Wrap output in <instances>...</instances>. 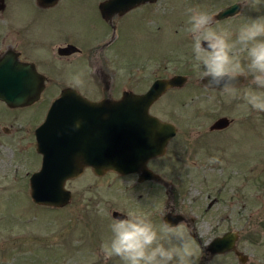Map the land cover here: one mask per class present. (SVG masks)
<instances>
[{
  "label": "rangeland",
  "instance_id": "rangeland-1",
  "mask_svg": "<svg viewBox=\"0 0 264 264\" xmlns=\"http://www.w3.org/2000/svg\"><path fill=\"white\" fill-rule=\"evenodd\" d=\"M98 1L59 0L42 11L35 0H4L9 9L0 11V50L6 45L20 49L21 57L36 60L40 70L42 65H56L51 45L57 39L68 37L92 47L101 33L111 37L110 27L97 13ZM232 2L240 4L238 11L214 20L212 26L229 28L234 38L250 18L264 16L256 12L254 1L197 0V5L214 17ZM190 5L189 0H158L155 9L146 5L151 9L148 15L141 16L139 8L122 16L116 25L115 47L106 51L118 52L117 64L97 65L107 75L108 88L102 90L100 82L92 89L91 65L76 60V55L66 72L54 68L71 81L84 72L85 85L77 89L97 96L114 93L115 84L118 93H142L154 78L185 77L180 86L167 88L150 107V112L176 128L164 154L149 163V168L167 181L166 193L153 185L130 189L129 176L116 177L110 171L97 176L86 170L64 183L71 193L64 206L37 205L29 197L24 174L36 168L25 155L32 137L23 134L17 145L8 136L0 146V264H123L118 257L105 262L99 251L111 236L113 210L125 215L129 211L145 213L158 232L162 224L156 220L157 214L180 213L196 235L193 264H264V112L251 110L242 99L249 87L255 88L250 74L240 83L236 99L202 85L186 31ZM95 47L90 50L91 60L103 64L101 51ZM54 88L51 85L46 95ZM46 107L43 103L23 108L18 113L19 125L32 129L42 121ZM219 116L232 121L221 131H209ZM212 157L218 162L209 164ZM139 193L144 194L139 198ZM206 205L211 207L205 211ZM228 229L238 232L234 249L246 255L244 262L232 253L210 258L199 246L205 247L213 234Z\"/></svg>",
  "mask_w": 264,
  "mask_h": 264
},
{
  "label": "water",
  "instance_id": "water-1",
  "mask_svg": "<svg viewBox=\"0 0 264 264\" xmlns=\"http://www.w3.org/2000/svg\"><path fill=\"white\" fill-rule=\"evenodd\" d=\"M52 1L37 0L41 5ZM154 1L103 0L98 4V10L108 20L113 14L120 15L139 4ZM238 8L237 3L228 5L216 13V19L232 16ZM69 47L71 49L60 51L75 50L73 46ZM184 80L182 75L155 79L142 93L123 91L118 100L99 102L88 101L72 88L63 89L34 129L35 149L41 160L39 168L28 177L31 201L50 208L64 206L70 199L64 182L77 177L84 167H89L97 176L105 171L122 175L140 172V179L158 181L159 177L145 167V162L164 153L167 141L175 134V127L150 115L148 108L167 88L178 87ZM242 80L240 77L239 84ZM206 82L207 78L201 81L202 85ZM42 88L43 76L33 64L19 61L9 50L1 54V101L10 107L28 105L38 99ZM77 120L83 123L78 130H73ZM229 123L227 117L221 116L208 129H223ZM111 216L124 218L125 214L112 211ZM164 220L174 225L182 220V216L168 213ZM235 240L234 231L226 232L212 239L205 251L212 255L234 250ZM237 258L243 261L238 253Z\"/></svg>",
  "mask_w": 264,
  "mask_h": 264
},
{
  "label": "clouds",
  "instance_id": "clouds-1",
  "mask_svg": "<svg viewBox=\"0 0 264 264\" xmlns=\"http://www.w3.org/2000/svg\"><path fill=\"white\" fill-rule=\"evenodd\" d=\"M186 15L195 67L200 70L201 81L207 78L205 89L236 99L239 78L250 74L255 88L249 87L242 99L251 110L264 112V16L250 18L233 38L229 28L215 29L214 17L206 11L189 7ZM120 71L123 75L124 69ZM84 76V72L74 75L72 87H83ZM82 123L75 121L73 130H78ZM208 162L217 163L218 158L212 157ZM110 231L111 236L99 249L105 262L118 257L123 264H193L196 248L191 229L184 222L173 225L163 220L158 232L149 215L129 211L124 218L112 219Z\"/></svg>",
  "mask_w": 264,
  "mask_h": 264
},
{
  "label": "flooded vegetation",
  "instance_id": "flooded-vegetation-1",
  "mask_svg": "<svg viewBox=\"0 0 264 264\" xmlns=\"http://www.w3.org/2000/svg\"><path fill=\"white\" fill-rule=\"evenodd\" d=\"M103 1V0H99L98 3H97V13L100 17V19L102 21H105L108 25V27H110V31H111V37H106V34L102 36V33L99 35V37L95 40L97 41L96 43H94V45L91 47V46H82L80 43H82L81 41H75L71 38H60V39H57L52 45H51V52H52V58L54 60V62L56 63V65H42L44 63L41 62V65L43 67V70H40L39 69V66L40 65H36L37 62L36 60L34 59H23L21 57V50L20 49H16L12 46H9V45H6L4 47L3 50H0V56L2 53H4L5 51H10L11 53L15 54L17 59L21 62H28V63H31L34 65L36 71L41 74L43 76V88L41 90V92L39 93V97L36 101L32 102L31 104H28V105H24V106H16V107H10L8 105H6L3 101L0 100V107H4L3 109L1 108L0 110V146L2 145H5L7 142V137H13V139H15L16 141V144L19 145L18 142L22 141L23 140V134H26L27 136H31L32 137V146L29 147V150L26 151V156L27 158L30 157V159L34 162L36 168L31 170L30 172L28 173H24L25 175H27V182H28V177L29 175L34 172L35 170H37L40 166V160H41V155L36 151L35 149V137H34V129L42 122H40L39 124H37L36 126H32V129H28L27 126L24 127L22 125H19V123H21V118L19 117L18 113L19 111H21L23 108L25 107H30V106H33L35 104H43V103H46L47 104V107H46V110H45V113H44V116L46 114V111L50 105V103L60 94V92L65 89V88H72L74 89L75 91H77L82 97L86 98L88 101H91V102H99L101 100H104V99H110V100H118L120 97H121V94L123 91H130V90H120V92L118 93V87L117 85L115 84L114 85V93L112 94H108L106 96H97V95H94V94H84V93H80L79 90L77 88H73L72 87V81L71 80H68L67 77H65V75H58V74H61L62 72L61 71H56L54 68H61L64 72H66V68H68L69 65H71V63H73L74 61L76 60H81V61H84V65H91V69H90V72H91V78L94 82V84L92 85V89H93V86H95L96 88H98L99 86V83L101 82V89L103 90L104 88H108V84L106 83V79H107V75H105V73L102 71L103 69H101L99 66L97 65H113L115 64L116 62H118V52L117 51H114L115 54H110V53H106V51L108 49H111L113 50V46H114V39L117 37V36H114L115 33H118L116 31V25H117V22L119 23L122 16L126 15L127 13H130L134 10H137V9H141V13H139L141 16H145V15H148L149 12L148 10H151L149 8H146V5H153V9H155V3L156 1L154 2H151V3H142V4H139L131 9H129L128 11L124 12L123 14H113L108 20L107 19H104L101 14L99 13V10H98V4ZM190 1V6L189 7H195V8H198V5H197V0H189ZM253 1L255 2V5H256V12H261L263 13L264 15V0H260L259 4L257 3V0H252V3ZM59 2V0H53L51 4H48V5H41L37 2V0H35V4H36V7L39 8L40 10L44 11V10H48L50 9L51 7L55 6L57 3ZM233 3H237V2H232V3H229L228 5H231ZM240 7V4L237 3ZM227 5V6H228ZM226 6V7H227ZM8 6L7 4H5L4 0H0V11H8ZM152 9V10H153ZM222 9V8H221ZM239 9V8H238ZM220 10V9H219ZM217 10L215 13H214V20H223V19H216V13L219 11ZM238 11V10H237ZM5 16V15H4ZM11 25V24H9ZM119 30H120V27H119ZM22 42V41H21ZM23 44V43H22ZM24 46V45H23ZM69 46H73L75 48L74 51L72 52H69V53H66L65 50L64 51H60L62 49H67L69 50L68 48L71 49V47ZM94 46H96V50H98L99 52L101 51V57L100 59H102L101 62H103V64H101L99 61L97 60H91V54L92 52H90V50H93L91 48H93ZM91 47V48H90ZM115 47V46H114ZM117 49V48H116ZM66 50V51H67ZM87 51H89V55L87 54ZM73 55H76L78 58H76V60L72 61V57ZM106 62V63H104ZM117 64V63H116ZM92 65H96V66H92ZM114 69V68H113ZM46 73V74H45ZM64 74V73H63ZM114 74H112L113 76ZM98 76V78L95 79V77ZM155 79H159V78H154L152 81H154ZM152 83V82H151ZM150 83V84H151ZM149 84V85H150ZM53 85L55 88V90H53L52 92H48V94L46 95V91L47 89ZM148 88V87H147ZM146 88V89H147ZM145 89V90H146ZM144 90V91H145ZM142 91V92H144ZM157 101V99L155 101H153L149 108H148V113L154 117H156L157 119H159L160 121H163V122H168L166 120H163L161 119L160 117H158L157 115L153 114L152 112H150V107H152V105ZM221 117V116H219ZM44 118V117H43ZM218 118V117H217ZM229 119V118H228ZM43 120V119H42ZM230 120V123L232 121V119H229ZM97 123L98 121H96V126H97ZM170 123V122H168ZM172 124V123H171ZM173 125V124H172ZM91 126V125H90ZM94 126V125H93ZM174 126V125H173ZM92 127V126H91ZM175 127V126H174ZM93 128V127H92ZM222 129H219V130H209L211 132H218V131H221ZM175 134H176V128H175ZM174 134V135H175ZM174 135L172 137H174ZM171 137V138H172ZM170 138V139H171ZM19 139V140H18ZM169 139V140H170ZM10 140V139H9ZM169 140L167 141L166 145L169 143ZM11 141V140H10ZM31 142V141H29ZM28 142V143H29ZM166 145H165V149H166ZM20 150V153H22L23 149L22 147L19 148ZM165 152V150H164ZM69 153L71 154L72 152L69 151ZM164 154V153H163ZM162 154V155H163ZM161 155L159 156H154L152 158H149L146 160L145 162V167L148 168L150 171H152L153 173H155L153 170H151L149 168V163L150 161H152L153 159L157 158V157H160ZM86 170L88 171H91L92 170L89 168V167H84L82 169V172L78 175V176H81L82 174H84L86 172ZM110 172H113V171H110ZM93 173V172H92ZM114 175L116 177H131V185H130V189H142L143 187H145V185H147V187L153 185V186H158L162 189L163 193H166V188H167V181L165 179H163L160 175H158L157 173H155L158 177H159V180L158 181H155V180H148V179H145V180H142L140 179V176H141V173L140 172H133V173H129V174H119L117 172H113ZM94 174V173H93ZM77 176V177H78ZM75 178V177H74ZM72 179V178H70ZM69 180V179H68ZM67 181V180H66ZM65 181V182H66ZM64 182V183H65ZM65 187V186H64ZM165 189V190H164ZM68 190V189H67ZM70 192V191H69ZM144 193H139L138 194V197H142ZM70 197H71V193H70ZM211 207V205H206V208H205V211L206 210H209ZM113 211H116V210H113ZM112 212V211H111ZM179 214L178 212H175V211H164L163 213H160L159 215L157 214V217H156V220H158L159 223L162 224L163 220H164V216L166 214ZM112 217V216H111ZM113 218V217H112ZM115 219V218H114ZM183 217H182V220H180L179 222L177 223H180V222H183ZM176 223V224H177ZM175 225V224H174ZM229 231H234L235 234H236V240H235V243L236 241L238 240V232L235 231V230H232V229H228L224 232H222L220 235H214L207 241V243L205 244V247L207 246V244L212 240L214 239L215 237H219V236H222L224 233L226 232H229ZM191 235H192V238L194 239L196 237L195 234H193L191 232ZM196 241L198 243L199 240L196 238ZM234 243V245H235ZM200 248H202V251L205 252V254L207 253L205 251V247H202V245H200ZM224 253H232L234 256L237 257V253L242 255L241 252L237 251L236 249L234 250H230V251H227V252H224ZM209 254V253H208ZM223 253H217V254H212L210 255L211 257L210 258H213L215 257L216 255H222ZM238 259V258H237ZM242 262H244L246 260V255H242ZM241 262V261H240Z\"/></svg>",
  "mask_w": 264,
  "mask_h": 264
}]
</instances>
